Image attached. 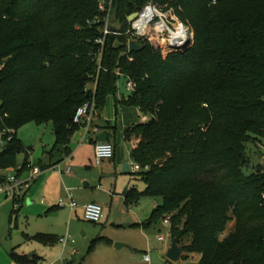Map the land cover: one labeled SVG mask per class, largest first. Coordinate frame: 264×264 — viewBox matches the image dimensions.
Here are the masks:
<instances>
[{"label":"trees","instance_id":"trees-1","mask_svg":"<svg viewBox=\"0 0 264 264\" xmlns=\"http://www.w3.org/2000/svg\"><path fill=\"white\" fill-rule=\"evenodd\" d=\"M104 1L113 2L117 31L100 65L99 0H0V125L16 132L0 154V185L27 150L22 128L53 126L56 144L41 166L54 167L72 153L75 118L92 91L102 111L131 80L121 105L150 120L126 132L140 141L132 159L146 184L128 191L126 204L148 197L159 206L141 229L170 218L184 261L264 264V166L244 172L248 146L264 139V0ZM148 5L188 26L192 47L164 56L149 29L144 50L130 52V19Z\"/></svg>","mask_w":264,"mask_h":264},{"label":"crops","instance_id":"crops-1","mask_svg":"<svg viewBox=\"0 0 264 264\" xmlns=\"http://www.w3.org/2000/svg\"><path fill=\"white\" fill-rule=\"evenodd\" d=\"M122 101L121 96L114 98L110 97L107 103L109 105L108 114H106L105 111H99L94 124V126L99 129V132H93L87 140L83 142L85 132L82 127H80V130L71 140L70 150L72 153L70 156L65 157L60 164L54 167H48L27 193L24 199L25 205L22 208L23 211L21 214L26 220L28 233L23 232L19 233V235L25 236L27 243L37 244L40 245V247L38 248L36 246V248H28L27 250L22 248V251L24 250L22 254H19L16 249H13L11 257L14 264H57L58 261L61 260L59 258L60 260L58 259L52 262V256L50 255L62 249L60 243L63 241L62 238L65 237H60L62 228H58V224L55 223V226H47L44 224L45 219L48 217L60 216L63 213H70L71 211L69 217L72 221L73 218L76 216L79 218L80 215L84 216L85 219V207L91 203H98L105 209L106 219L101 223V225H105L106 223L108 224L111 219L117 218V216L118 218L129 220L127 211L141 202L135 205L126 204L125 194L128 191L137 190L140 192L138 187L133 188L132 183H128V178L125 180L122 178L123 175L127 177L138 175L132 172L131 164L133 163V159L130 152H132V149L135 150L138 147L140 141L137 138L128 140L126 132L134 125L149 122L150 118L143 116L136 108H129L121 105ZM102 134H106L108 136V142L114 145L115 157L113 160L105 161L101 166L96 165L95 167L96 144L100 142L99 137ZM87 145L88 148L84 151ZM53 148L48 149L45 145L42 147L43 154L42 159L39 161L40 166L42 163L48 164L50 162L49 157ZM25 163L26 160L22 164L19 163L18 167L23 166ZM53 164L55 165L54 162ZM59 165L60 167H57ZM127 165H129L128 172H124ZM68 167L72 168L71 174H66ZM11 171H13V169L8 170L7 175ZM20 175L27 178L29 177V171L25 169L23 172H20ZM97 184L100 185L98 186ZM101 184H105V187L101 186ZM123 190H125V192ZM69 191L73 193L74 199L78 205L77 209L74 211L69 206V200L67 198ZM62 199L66 200L65 207H61ZM18 215L19 214H14L11 222H13V217H18ZM56 219H58V217H56ZM18 220L17 218L16 228L20 230ZM146 221L142 222L140 220L137 224L144 233L152 230L146 231L141 229L140 225ZM32 224L35 227H33ZM39 235L46 236L47 241L54 240V243H45L35 240V237ZM68 237L69 236L66 238L65 249L72 240V238ZM122 245L123 246L118 250L127 247L125 244ZM37 249L41 250V254L34 253L38 252ZM149 252L150 250L144 251V257L149 255ZM13 254L26 258L27 261L18 262L13 257ZM76 258L75 256V259ZM145 263L149 264L151 262L145 261Z\"/></svg>","mask_w":264,"mask_h":264},{"label":"rangeland","instance_id":"rangeland-1","mask_svg":"<svg viewBox=\"0 0 264 264\" xmlns=\"http://www.w3.org/2000/svg\"><path fill=\"white\" fill-rule=\"evenodd\" d=\"M168 13L173 14L172 12ZM111 18H114V10ZM118 86L119 93L117 96H121L122 100L127 99L130 94L126 88V81L122 79ZM108 106L107 104L106 108L102 110L106 114L109 112ZM18 137L26 146V149L31 152L30 161L36 166H39V161L42 159V147L45 145L48 149H52L57 140L52 125L41 127L35 124L27 125L18 132ZM86 148H88V145L84 148V151ZM132 152H130L131 156ZM248 158L250 166L244 170L246 175L252 173L255 167L264 166V139L259 145L251 144L248 146ZM26 159L27 157L24 154L18 160L22 164ZM94 166L96 167V164ZM122 178L124 180L128 178V183L131 182L133 188L138 187L141 193L145 192L146 184L140 176L127 177L123 175ZM97 185L99 186L100 184ZM101 186L105 187V184H101ZM123 191L125 192V190ZM24 205L23 201L21 212L18 213V217L14 216L13 222H11L15 211L14 203L8 197L0 195V264H14L11 257L13 249L22 254L24 251H22V248L27 250L28 248H36V246L40 247L37 244L27 243L26 237L19 235V233L23 232L28 233L26 220L21 214ZM158 207L153 199L145 197L137 206L127 211L129 220L118 218L117 216V218L111 219L105 225L90 223L82 215L79 218L76 216L72 221L69 217L70 210V213L46 218L44 224L47 226L58 224V228H62L60 237H65L62 238L63 241L60 243L62 249L50 255L52 256V262L60 258L61 260L59 259L60 261L57 264H147L144 259V251L150 250L151 263L149 264H199L194 259L189 261L181 260L178 263H174L167 258V253L174 241L171 235V227L165 221L149 232L144 233L140 230L137 225L138 221H146ZM17 218L19 219L20 230L16 228ZM32 226L35 227L33 224ZM67 236L72 238V240L65 249ZM161 237L166 241L160 242L159 238ZM118 243L125 244L127 247L118 250L116 247ZM187 243L188 240L184 243V246ZM37 251L34 253L41 254V250L37 249ZM75 256L77 257L76 259Z\"/></svg>","mask_w":264,"mask_h":264},{"label":"built area","instance_id":"built-area-1","mask_svg":"<svg viewBox=\"0 0 264 264\" xmlns=\"http://www.w3.org/2000/svg\"><path fill=\"white\" fill-rule=\"evenodd\" d=\"M114 10L113 2H105L99 0V12L104 17V29L102 31V37L97 40V44L101 46V51L98 57L99 64L101 65L103 59V50L106 45L107 38L116 34L114 31L115 25L112 22V12ZM149 29H153L161 40L164 56H168L177 52H184L185 48L190 42H194V34L191 29L186 26L177 16L164 12L162 9L155 5L146 6L137 18L131 24V29L127 33L132 40L138 42L145 39ZM168 54V55H166ZM136 85L133 81H127V90L129 93L134 91ZM93 99L81 107L76 115L75 124L82 127L85 132V142L87 138L94 132L98 133L99 129L94 126L98 116V108L96 102V89L92 91ZM2 119L0 113V120ZM16 135L15 130L2 127L0 125V154L6 151L9 144L14 140ZM27 157L26 163L23 166L13 169L7 175V181L0 185V195H4L12 200L14 203L15 212H19L21 204L23 203L27 193L32 188L33 184L44 174L45 170L42 166H36L30 161L31 152L26 150L24 153ZM23 154V155H24ZM95 163L97 166H101L105 161L113 160L115 157V147L109 142H97L95 149ZM26 165V166H25ZM57 167H60L57 166ZM25 169L29 171V177L24 178L20 175ZM131 169L134 174H140L143 169L135 163L131 164ZM72 168L68 167L66 174H71ZM264 173V172H263ZM67 198L69 200V206L74 211L78 205L74 199L72 192H68ZM264 202V194L262 195ZM66 206V200H61V207ZM85 219L93 224H101L106 219L105 209L98 203H91L85 207ZM170 218L165 220V223L170 225ZM161 242H165L164 238H159ZM146 262H151L150 256H145Z\"/></svg>","mask_w":264,"mask_h":264},{"label":"water","instance_id":"water-1","mask_svg":"<svg viewBox=\"0 0 264 264\" xmlns=\"http://www.w3.org/2000/svg\"><path fill=\"white\" fill-rule=\"evenodd\" d=\"M138 15H134L131 17V22H134L135 19L137 18ZM114 31L116 32L117 29L115 28ZM192 47V42H190L188 44V46L185 48V51H187L188 49H190ZM144 45H142L140 42L138 41H132L130 42V52L132 53H138L144 50ZM184 51V52H185ZM99 141L100 142H108V136L106 134H102L99 137ZM129 169V165H127L125 167L124 172H128ZM123 245L122 244H117V249H120ZM182 255H183V249L181 248V246L179 245L178 240H175L173 242L172 247L169 249L168 253H167V258L174 263H178L181 261L182 259Z\"/></svg>","mask_w":264,"mask_h":264}]
</instances>
